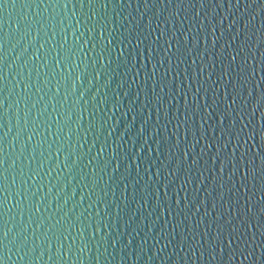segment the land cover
Masks as SVG:
<instances>
[{"label": "water", "instance_id": "water-1", "mask_svg": "<svg viewBox=\"0 0 264 264\" xmlns=\"http://www.w3.org/2000/svg\"><path fill=\"white\" fill-rule=\"evenodd\" d=\"M262 112L264 0H0V260L264 264Z\"/></svg>", "mask_w": 264, "mask_h": 264}, {"label": "snow or ice", "instance_id": "snow-or-ice-1", "mask_svg": "<svg viewBox=\"0 0 264 264\" xmlns=\"http://www.w3.org/2000/svg\"><path fill=\"white\" fill-rule=\"evenodd\" d=\"M262 114V116H264V112H262L261 113ZM249 138H251V137H249ZM0 163H2V162H0ZM255 173H254V169H252L251 167L248 169V175L249 176H251V175H254ZM0 264H4V262L2 261V260H0Z\"/></svg>", "mask_w": 264, "mask_h": 264}]
</instances>
